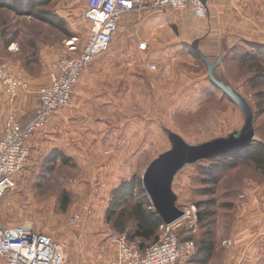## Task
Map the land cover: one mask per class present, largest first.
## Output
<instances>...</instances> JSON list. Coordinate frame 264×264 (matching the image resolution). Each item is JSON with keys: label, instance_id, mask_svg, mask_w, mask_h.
<instances>
[{"label": "rangeland", "instance_id": "obj_1", "mask_svg": "<svg viewBox=\"0 0 264 264\" xmlns=\"http://www.w3.org/2000/svg\"><path fill=\"white\" fill-rule=\"evenodd\" d=\"M87 5L88 0H51L45 8V11L65 22L69 36L36 17L16 16L8 9L0 8V60L8 65L11 74L29 83V88L19 94L23 93L31 103L34 102L35 110L39 105V89L45 84L47 76L57 71V68L54 71L56 63L64 57L73 56L67 42L77 38L78 50H81L91 34L92 26L86 17ZM187 10H138L124 16L110 49L83 71L74 90L76 98L74 96L73 109L66 114L68 120L63 122L60 130L55 131L59 139L70 143L75 140L103 141L105 150L110 149L106 146V135H100L92 123L93 118L91 121V116L76 112L81 107L89 108L92 105L91 80L88 78L91 68L100 60L114 59L129 65L124 68L125 74L122 67L117 68L120 71L114 73L118 74L114 77L115 81L119 80L118 76L129 74L133 78L131 82L137 77L158 76L157 84L154 78L152 85L156 84L157 90L164 87V93L155 91L156 98L128 100L131 101L132 111L139 104V110L150 109L155 113L121 116L125 119L120 123L124 131L139 127L144 130L142 138L151 137L153 140L157 136V140L161 139L156 146L151 141V148L146 150L147 163L143 162L140 168L142 182L150 161L171 148L162 126L170 127L185 141L196 145L224 137L226 145L241 143L251 138V132L252 143L258 141L264 144V86L255 89L245 80L240 82L241 77H245V71L249 72L251 66L259 63L245 62L242 74L236 73L233 50L229 52L225 45L230 41L233 44V36L224 33L228 26L225 19L220 21L221 18L216 15L212 20L211 9L204 19L197 18L194 13L187 14ZM212 32L215 33L213 37ZM186 43L196 50L198 57L190 53V47H185ZM142 44L147 45L145 50ZM209 45H215L217 51L206 57L203 52ZM171 74H174V92L169 89ZM163 79L168 82L161 83ZM103 81L107 82L106 75L100 79V83ZM124 81L130 82V79ZM221 86L227 88L226 93ZM229 88L233 92L234 88L242 92V108L237 102L240 99L231 98ZM4 90L0 82V93ZM158 94L160 97H157ZM18 96L10 103H14ZM5 100L8 103V99ZM247 124H251L249 132ZM46 128L36 135L40 134V138L45 136L41 133L46 132ZM86 148L84 146L83 149ZM70 161L65 166H57L54 172L46 173V176L42 172L34 173L28 185L23 184L13 190L10 198L0 203L2 206L5 204L3 209L0 208V224L13 227L27 221L33 223L40 231L55 238L68 264H107L115 256V248L109 244V237L119 234L106 221L111 190L105 187L99 190L96 186L91 188L95 181L79 170L75 159ZM210 165L209 159H204L181 167L175 175L172 190L178 199V207L183 210L181 214L193 205L198 213L192 230L189 228L187 231L190 225L185 223L184 228L176 231L182 237L188 234L197 243L206 238V234L209 237L213 235V238L216 236L219 241L228 236L235 224L241 234L243 230L250 229L248 220L257 212L251 227H254L252 231H257L255 235H262L258 216L262 217L261 211L264 212V171L240 161L235 169L225 172L213 187L203 170ZM209 190H213L214 194H210ZM145 192L148 195L149 192ZM84 206L93 207V214L88 219L74 222L73 215ZM199 213H205L203 221ZM209 213L213 216L206 218Z\"/></svg>", "mask_w": 264, "mask_h": 264}, {"label": "crops", "instance_id": "obj_2", "mask_svg": "<svg viewBox=\"0 0 264 264\" xmlns=\"http://www.w3.org/2000/svg\"><path fill=\"white\" fill-rule=\"evenodd\" d=\"M187 9V14L193 13L192 6H189ZM216 15L219 17V19L221 18L220 21H223L225 19L227 23L226 25H228L227 27L224 26V33L226 35L233 36V44H231L230 41L226 42L225 45L228 48L229 52L233 50V59L235 63L236 73L242 74L241 71L244 70V66L246 65L244 63V60L246 59L247 55L249 53L254 54L256 48L258 50L264 51V0H221L219 2L213 1L211 2V19L213 20ZM122 19H124V17H122ZM191 19L192 17H190V20ZM186 21L189 22L188 19H186ZM214 24L215 22L213 23V26ZM214 34L215 33L212 32V37ZM185 45L186 48L190 47L194 49L188 43H186ZM208 49L207 46L206 48H204L203 54L206 57L207 55L212 56L213 53L217 51L215 45H209ZM219 53L222 54V48L220 49V47ZM259 57L263 58L264 56ZM58 62L54 67V71L57 68ZM207 62L209 63L210 59L207 60ZM126 66L129 65H126V62L120 60L117 61L114 59H107L98 61L91 68L90 74H88L90 75L88 76V78L89 80H91L92 87L90 91L92 105L89 108L81 107L77 109L76 112L77 114L91 116L90 119L91 121L94 120L92 123L97 127L96 130L99 131L100 135H106V146H109L110 149L105 150L103 141L96 142L95 140H90L83 142L80 140H75L74 142L70 143L61 138L59 139L57 134H55V131H57L58 129L60 130L63 122L67 121L68 118H66V114L64 115V117L62 116L58 118H51L47 123V131L41 133V135L45 134V136L40 138V134L39 136L35 134L36 136H33L27 142V146L30 150L31 156L27 171H25L24 174L21 173L17 176V179L21 185H28L34 173L38 174L39 172H42V174L46 176V173H51L49 172L48 166H54L56 169L57 166H65L68 163H71V161L69 162V160L71 159H75L76 164L80 167L79 170H82L84 173H86V177L88 179L95 181L91 187L93 189L95 186L98 187L99 190L100 187L110 188L112 193L121 185L122 182L131 180L136 175L140 176L141 164L143 162L147 163V148H151V141L154 142L156 146L157 141L161 142V139L157 140V136L153 140H151V137L147 139L144 137L142 138L141 136L143 135L142 133L144 130L139 127H136L135 129L129 128L127 129V131H124V127L120 123L125 119L121 116H126L127 114L132 113H155V111H152L150 109L145 111L139 110V108H137L139 107V104L136 109L132 111L131 101L128 100H130L131 98L137 100L146 99L148 97L150 99L156 98L157 91L160 93H164V87H159V89L157 90L156 84L158 76H143L144 78L137 77L134 82H131V79H133L130 77L131 74L124 75L126 73L124 69L126 68ZM118 67H122L124 76H118L117 79L119 80L115 81L114 77L118 74L114 73H118L117 71H120L117 70ZM103 68L107 69L105 70ZM254 73L255 70L253 69L249 70V72L245 71V77H241L242 79L240 80V82H243L245 80L246 83L249 84V80L253 77ZM105 75L107 77V82L103 81L101 84L100 79H103ZM154 78L156 84L152 85ZM126 79H130V82L124 81ZM48 82L49 77L47 76L44 85H46ZM162 82H168V80L163 79L161 80V83ZM95 83L96 85H94ZM146 85L148 86L147 89ZM221 87L224 88L223 91L226 93L227 88L225 86ZM169 89L171 92H174V74H171ZM148 91H151L152 94H146ZM229 91L231 98H234L236 100L240 99V101L237 102L239 105L242 104V92L238 91L236 88H234V92L230 88ZM237 91L239 95L237 94ZM184 93L186 94V88L184 90ZM223 95L225 96L224 93ZM0 96L3 98L1 99L0 97L1 139L5 134L6 123L10 115H14L16 119L25 126L29 124V122L35 117L36 110L39 105L35 110L34 102L31 103V101H29L28 98L23 95V93L19 94L17 100L14 103H10V98L6 90L0 93ZM157 97H160V94H158ZM5 99H8V103ZM189 108L191 109V107ZM162 130L168 136L171 143V148L165 153L159 154L155 159L150 161V164L143 176L142 185L145 190H147L146 177L153 164L160 162L164 158L169 156L177 157L182 148H185L187 151H194L196 148H200L203 146L220 147L227 144V142H225V137L210 140L208 142L200 143L197 145L191 144L185 141L177 132L173 131L170 127L162 126ZM125 135L128 136L126 137ZM84 146H86L87 148L90 147L91 149L88 150L86 148L84 150ZM55 150H58L60 152V155L57 156L56 163L50 165L48 161L51 159L50 157L53 155V152ZM227 153L228 152L211 153L210 155L198 158L196 160H188L181 167L183 168L185 165L193 164L204 159H209L210 161L214 157L222 156ZM181 154L184 153L181 152ZM179 169L171 175L168 184L169 187L167 196L153 198L151 194L148 193L152 208L162 217L164 225L176 220V218L179 217L176 216L179 213L181 214V212L183 211L178 207V199L172 190L174 177L179 172ZM11 195L12 193L9 192L5 199L8 197L10 198ZM15 201H17V199H15ZM250 205L251 204H249V206ZM4 207L5 204H3V206L0 204V208L3 209ZM88 207L93 210V207ZM261 214L262 217L258 216V218H260L258 224L259 228H262V235H255L257 234V231H252V228H254L251 227L252 219H255L258 215L257 212H255V214H252V219L248 220V226L250 229L243 230L242 234L238 231L237 224H235L234 227L231 225L233 229H231L228 236L222 237V239H220L219 241L218 239H216V236L213 238L215 244L214 255L212 259L206 264H215L216 261V264H264V212L261 211ZM183 225H180L178 229L180 230L182 229V227L184 228ZM187 225H190L189 227H187V231H189V228L190 230L193 229L192 225L189 224V222L187 223ZM36 229L40 231L37 227ZM182 238L189 239L188 234ZM196 258L195 260L193 259L190 264H201ZM0 264L6 263L0 260Z\"/></svg>", "mask_w": 264, "mask_h": 264}, {"label": "built area", "instance_id": "obj_3", "mask_svg": "<svg viewBox=\"0 0 264 264\" xmlns=\"http://www.w3.org/2000/svg\"><path fill=\"white\" fill-rule=\"evenodd\" d=\"M212 1L218 0H88L86 17L92 31L86 44L78 50L77 38L67 42L73 56L62 58L49 82L39 89V106L29 124L24 126L14 115H10L6 123L5 134L0 139V203L21 185L17 176L25 171L31 156L27 142L45 129L51 118L72 111L74 90L83 71L110 49L122 17L138 10L183 11L192 6L194 15L204 19L210 12ZM141 47L145 50L147 45ZM0 82L12 101L20 91L29 88V83L11 74L2 60ZM92 214L93 210L84 206L73 215V221L80 222ZM195 219L198 220V213L193 205L176 220L163 225L160 240L145 249L125 234L110 236L109 244L115 248V256L107 264H190L196 253V242L192 238H182L176 230L188 222L193 227L197 222ZM0 260L6 264H68L55 238L38 231L31 222L16 227L0 224Z\"/></svg>", "mask_w": 264, "mask_h": 264}, {"label": "trees", "instance_id": "obj_4", "mask_svg": "<svg viewBox=\"0 0 264 264\" xmlns=\"http://www.w3.org/2000/svg\"><path fill=\"white\" fill-rule=\"evenodd\" d=\"M51 3V0H0V8L8 9L16 16L36 17L48 26L58 28L64 34L69 36V32L65 27V22L57 15L45 11ZM189 48V47H187ZM190 53L198 57V53L190 48ZM264 56L263 50L249 53L244 60L245 62L259 63L257 66H251L255 73L249 80L252 88L258 89L264 86ZM263 60V61H262ZM60 155L58 150L53 152L51 159L48 161L53 165ZM246 162L255 165L261 171H264V144L255 141L240 153H230L222 156L214 157L210 160L211 165L205 167L204 173L207 175V181L215 187L221 179V176L235 169L239 162ZM49 172H53L55 167L48 166ZM210 194H214L213 190H209ZM204 214L199 213L200 220L203 221ZM211 213L206 218L212 217ZM106 221L119 234H125L131 241H138L142 249H145L160 240L161 228L164 225L162 217L152 208L149 196L145 192L141 178L136 175L131 180L121 183V185L112 192L110 205L106 212ZM202 238L197 243L196 256L201 264L208 263L215 251L213 235Z\"/></svg>", "mask_w": 264, "mask_h": 264}, {"label": "water", "instance_id": "obj_5", "mask_svg": "<svg viewBox=\"0 0 264 264\" xmlns=\"http://www.w3.org/2000/svg\"><path fill=\"white\" fill-rule=\"evenodd\" d=\"M248 132L251 130V124H248ZM249 134H247L248 136ZM252 132L251 138L245 140V142L223 145L220 147L217 146H203L196 148L194 151H187L185 148L181 149V152L178 153L177 157L169 156L164 158L162 161L157 162L152 165L150 168L147 177L146 185L147 190L153 198L156 197H165L168 195V187L171 175L178 170L186 161L196 160L198 158L210 155L211 153H221L228 152L236 153L238 151L245 150L252 143ZM174 159V160H173ZM171 209V208H169ZM180 216V213L176 216ZM174 219V218H173Z\"/></svg>", "mask_w": 264, "mask_h": 264}]
</instances>
